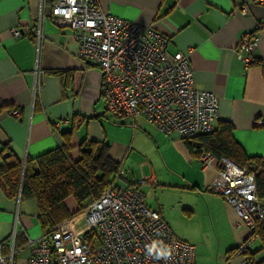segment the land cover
I'll return each mask as SVG.
<instances>
[{"label": "crops", "instance_id": "crops-1", "mask_svg": "<svg viewBox=\"0 0 264 264\" xmlns=\"http://www.w3.org/2000/svg\"><path fill=\"white\" fill-rule=\"evenodd\" d=\"M103 11L140 26L153 27L168 38L169 54L188 56L194 85L218 96L216 123L228 122L234 140L264 171V2L258 0H98ZM51 4L48 0L45 11ZM245 6L247 13L240 9ZM40 0H0V150L8 147L20 161L34 159L61 147L70 133V156L78 158L82 142H104L110 157L125 171V184L152 176L153 185L141 187L145 203L168 225V215L146 196L158 186L160 192H186L195 204L181 210L187 219L207 228L215 247L202 245L196 264H241L233 255L246 237L235 227L237 216L223 198L209 187L216 169L203 167L198 154L178 135L159 132L143 117L133 121L112 118L101 97V73L81 61L78 45L67 28H59L47 15L41 20ZM42 21V38L36 30ZM23 35L11 36V29ZM258 32L255 60L244 66L235 48L244 33ZM42 72L41 88L35 91V71ZM18 108L21 118L8 115ZM130 126V127H128ZM194 146L198 142L193 141ZM138 161V164L136 162ZM148 203V204H147ZM67 207L75 208L72 198ZM77 223L76 225H79ZM169 226V225H168ZM170 228V226H169ZM171 229V228H170ZM189 244L190 239L177 235ZM44 234L34 200L8 197L0 186V256L12 254V264H29L32 246ZM210 240V237H207ZM193 245V244H192ZM194 246V245H193ZM258 240L250 249H260ZM233 250V251H231ZM264 259V250L254 260Z\"/></svg>", "mask_w": 264, "mask_h": 264}, {"label": "built area", "instance_id": "built-area-1", "mask_svg": "<svg viewBox=\"0 0 264 264\" xmlns=\"http://www.w3.org/2000/svg\"><path fill=\"white\" fill-rule=\"evenodd\" d=\"M40 1L41 20L47 15L59 28L69 29L78 45V58L100 70L101 97L110 117L132 121L143 117L159 132L176 134L181 140L214 130L218 96L194 85L188 56L169 54L166 36L151 26L106 13L98 0H53L48 12L46 0ZM240 11L245 14L247 8ZM41 20L36 30L38 46ZM9 33L14 38L23 35L16 28ZM259 38L258 32L244 33L235 48L246 67L255 60ZM41 73L35 71V91L41 88ZM8 115L20 119L21 111L12 108ZM253 123L264 125L261 118ZM199 161L203 167H215L209 190L235 212V227L248 232L233 255L242 258L241 264H249L248 251L264 230V202L257 196L254 175L208 153L202 152ZM125 180V171L119 168L101 196L91 199L76 218L29 241V264H196L195 246L176 237L145 203L141 187L153 185L154 178L142 176L131 185ZM0 264H12V254L0 256Z\"/></svg>", "mask_w": 264, "mask_h": 264}, {"label": "trees", "instance_id": "trees-1", "mask_svg": "<svg viewBox=\"0 0 264 264\" xmlns=\"http://www.w3.org/2000/svg\"><path fill=\"white\" fill-rule=\"evenodd\" d=\"M48 2V0H46ZM50 3L53 0H49ZM232 126L228 122L216 123L211 133L184 140L198 154L208 153L215 160L225 158L254 175L257 196L264 202V171L258 158L249 157L234 140ZM70 133L64 135L61 147L47 151L34 159L18 160L8 147L0 150V186L8 197L20 196L21 200L32 199L38 209V221L45 233L76 218L91 199L101 196L120 168L109 155V146L104 142H82L77 159L70 156ZM193 141L198 142L194 146ZM7 155V156H5ZM72 198L75 208L67 207ZM260 249L248 251L249 264H264V259L254 260L257 252L264 250V230L260 231ZM235 250V249H233ZM231 250V251H233Z\"/></svg>", "mask_w": 264, "mask_h": 264}, {"label": "rangeland", "instance_id": "rangeland-1", "mask_svg": "<svg viewBox=\"0 0 264 264\" xmlns=\"http://www.w3.org/2000/svg\"><path fill=\"white\" fill-rule=\"evenodd\" d=\"M136 164H138V161ZM155 198L160 205H162L166 215H168L169 218L167 222L170 228L176 232L177 235H182L190 239V243L195 246L196 257L197 253L199 254L201 252L202 245H208L211 248L215 247V241L209 233V230L203 228L197 221L187 219L181 211L183 209L182 202L187 206L195 204L194 195L186 192H160L159 187L156 186L151 190V193L146 196V202L151 203L150 201L153 202ZM207 237H210V240H208Z\"/></svg>", "mask_w": 264, "mask_h": 264}, {"label": "water", "instance_id": "water-1", "mask_svg": "<svg viewBox=\"0 0 264 264\" xmlns=\"http://www.w3.org/2000/svg\"><path fill=\"white\" fill-rule=\"evenodd\" d=\"M5 156H7V155H5Z\"/></svg>", "mask_w": 264, "mask_h": 264}]
</instances>
